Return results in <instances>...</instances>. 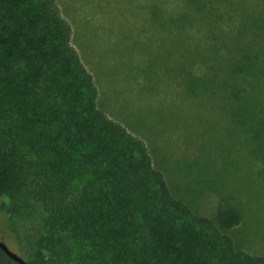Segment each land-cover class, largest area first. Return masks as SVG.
I'll return each instance as SVG.
<instances>
[{"label": "trees", "instance_id": "1", "mask_svg": "<svg viewBox=\"0 0 264 264\" xmlns=\"http://www.w3.org/2000/svg\"><path fill=\"white\" fill-rule=\"evenodd\" d=\"M171 1L173 12L188 16L182 28L193 25L207 37L203 45L223 56L213 63L224 81V143L244 149L236 157L251 163L235 169L251 180L252 162L264 167V23L254 36L242 34L252 19L246 27L238 22L243 42L226 51L227 0ZM249 4L261 8L264 0ZM71 31L56 0H0V200L27 187L43 214L24 261L264 264V256L234 243L231 232L243 220L235 198L221 199L213 219L194 214L153 166L148 136L132 135L99 108L97 86ZM187 156L180 157L190 161ZM256 174L264 181V170ZM0 264L18 263L0 250Z\"/></svg>", "mask_w": 264, "mask_h": 264}, {"label": "rangeland", "instance_id": "2", "mask_svg": "<svg viewBox=\"0 0 264 264\" xmlns=\"http://www.w3.org/2000/svg\"><path fill=\"white\" fill-rule=\"evenodd\" d=\"M190 1L193 5L207 0ZM238 1L242 8H236L235 0L226 1V51L243 42L238 22L246 27L252 19L249 31L244 29L242 34L254 36L261 33L264 23V6L246 8L253 0ZM171 2L56 0L71 24L72 45L93 75L99 108L132 135L148 136L153 156L159 159L154 156L153 166L167 177L172 195L194 214L213 219L221 199L235 198L243 220L231 232L234 243L264 256V234L257 226L259 221L264 229V181L256 174L264 167L252 162L251 180L235 169L238 163L243 167L251 161L236 157L243 148L224 143V81L215 77L213 63L215 55L223 56L203 45L207 37L193 25L182 28L188 16L173 12ZM214 7L222 9L218 3ZM208 9L207 5L204 10ZM199 14L203 15V9ZM222 68L224 77L226 66ZM189 78L193 84L189 85ZM182 154L192 159L187 161ZM42 217L40 205L31 199L27 187H21L0 200V240L27 259L33 241L30 232L40 227Z\"/></svg>", "mask_w": 264, "mask_h": 264}, {"label": "water", "instance_id": "3", "mask_svg": "<svg viewBox=\"0 0 264 264\" xmlns=\"http://www.w3.org/2000/svg\"><path fill=\"white\" fill-rule=\"evenodd\" d=\"M0 250L11 260L18 264H27L22 258L11 252L0 240Z\"/></svg>", "mask_w": 264, "mask_h": 264}]
</instances>
